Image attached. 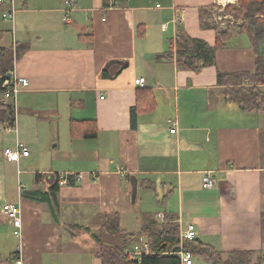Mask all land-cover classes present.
I'll return each instance as SVG.
<instances>
[{
	"label": "crops",
	"instance_id": "1",
	"mask_svg": "<svg viewBox=\"0 0 264 264\" xmlns=\"http://www.w3.org/2000/svg\"><path fill=\"white\" fill-rule=\"evenodd\" d=\"M6 1L0 45L20 46L13 72L30 84L16 124L0 123V208L21 206L26 264H101L99 239L92 250L80 232L93 222L102 230L106 213L134 232L147 215L159 228L194 223L225 254L264 255V111L227 102L218 82V71L255 69L249 38H234L201 72L164 55L181 33L214 45L201 11L238 0H79L70 24L65 0ZM12 8L15 19H4ZM152 91L156 108L138 111ZM72 120H95L98 136L73 138ZM18 141L30 154L7 160ZM207 171L214 181L204 189ZM54 176L65 180L56 194ZM18 243L0 211V264H13Z\"/></svg>",
	"mask_w": 264,
	"mask_h": 264
},
{
	"label": "trees",
	"instance_id": "2",
	"mask_svg": "<svg viewBox=\"0 0 264 264\" xmlns=\"http://www.w3.org/2000/svg\"><path fill=\"white\" fill-rule=\"evenodd\" d=\"M223 13L231 16L235 22L224 19L216 21L211 9L201 11L202 27L214 28L217 31L214 45L181 33L170 44L169 51L164 55L170 59L176 55L181 67L201 72L206 66L216 65L218 50L229 48L234 38L246 35L254 51L255 69L236 72L218 71V82L223 86V94L227 102L238 103L244 111H264V89H262L264 86V0H238L236 4L226 5ZM219 14L221 15L222 12L217 11V15ZM223 22H226L225 26H222ZM18 46L14 49L0 45V89L5 75L13 71L16 59L22 54ZM149 94L145 99H138L136 105L138 111L150 112L156 108L155 94L153 91ZM1 98L0 91V123L13 125L15 110L10 103H5ZM142 101L148 103L144 104ZM70 133L73 138H96L99 128L95 120H72ZM58 176H54V184L50 188L52 194H56L59 190L61 181ZM120 217L119 213H106L103 216L101 227L109 242L106 243L99 236H95L99 239L96 256L101 264H181L178 254L181 243L178 222L165 219L159 228L158 222L147 215L141 229L134 232L122 226ZM68 226L74 228V226ZM140 238L149 239L151 254L143 255L141 259H130L124 253V249ZM186 246L193 254L194 264H197V260L204 264H264V255H258L257 259L253 260L254 251L251 250H234L225 254L215 245L203 243L198 238L189 241Z\"/></svg>",
	"mask_w": 264,
	"mask_h": 264
},
{
	"label": "built area",
	"instance_id": "3",
	"mask_svg": "<svg viewBox=\"0 0 264 264\" xmlns=\"http://www.w3.org/2000/svg\"><path fill=\"white\" fill-rule=\"evenodd\" d=\"M6 0H0V4L6 3ZM79 0H65V8H64V21L68 24L73 22V13L78 7ZM214 9V16L217 19V11ZM219 10V9H217ZM16 9L12 8V10L3 14L4 19L6 20H14L16 15ZM220 12V11H219ZM220 20H229L234 23V19L225 14L224 17H219ZM226 22L222 23V26H225ZM14 49H16V45L14 44ZM12 76L8 77V74L5 75V80L2 84V88L0 89L2 98L5 103H10L15 110V122L16 124V115L18 112V96L24 91L27 87H29V80L23 77H18L14 74L13 71ZM145 82V78L136 79V85L143 86ZM173 127L171 128V132L175 133L177 131V123L173 121ZM9 127V126H8ZM7 127V128H8ZM13 127V126H10ZM9 127V128H10ZM30 154L29 148L23 142H17L14 148H6L5 149V157L9 161H19L22 156H28ZM124 171V168H121ZM213 177L210 171L204 172L203 175V188L209 189L213 187ZM61 184L65 183V180H61ZM1 213L8 219L9 223L14 228V234L18 239V248L13 257V264H26L24 259V232H23V220L21 215V206L18 203H5L0 208ZM198 237L197 227L194 223H187L186 227L180 229V249L179 256L181 258V264H194V257L187 245L189 241H193ZM124 253L130 257V259H141L143 255L151 254L149 239L140 238L138 241L128 245L124 249Z\"/></svg>",
	"mask_w": 264,
	"mask_h": 264
},
{
	"label": "rangeland",
	"instance_id": "4",
	"mask_svg": "<svg viewBox=\"0 0 264 264\" xmlns=\"http://www.w3.org/2000/svg\"><path fill=\"white\" fill-rule=\"evenodd\" d=\"M224 10V9H223ZM223 10H221V12L223 13ZM215 11H220V10H215ZM216 19V18H215ZM216 21H217V19H216ZM14 45V44H13ZM13 45H12V47H13ZM160 208V207H159ZM94 222L92 223V229H91V231L90 232H86V231H81L80 233V235H82L83 236V238H87L88 240H86V243L85 242H83L84 244L83 245H85V244H87V245H91V247L90 248H92V250L93 249H95L96 247H97V244H96V240H95V237L93 236V234H97L98 236H99V238H101L103 241H105V242H109L108 241V237L104 234V232H103V230H98V229H96V228H94ZM87 233V234H86ZM82 241V240H81ZM81 243V242H80ZM89 248V247H88ZM91 250V249H90ZM130 258V257H129ZM197 264H204V263H201V262H199V260H197Z\"/></svg>",
	"mask_w": 264,
	"mask_h": 264
},
{
	"label": "water",
	"instance_id": "5",
	"mask_svg": "<svg viewBox=\"0 0 264 264\" xmlns=\"http://www.w3.org/2000/svg\"><path fill=\"white\" fill-rule=\"evenodd\" d=\"M12 76V72L10 71L9 73H8V77H11ZM136 182H137V180L135 179V178H133V183H134V185H135V190H136ZM134 190V194H133V197H134V199L136 198V196H137V192Z\"/></svg>",
	"mask_w": 264,
	"mask_h": 264
}]
</instances>
